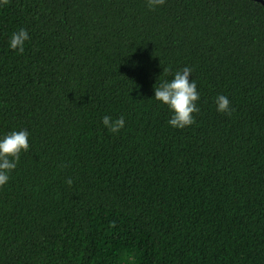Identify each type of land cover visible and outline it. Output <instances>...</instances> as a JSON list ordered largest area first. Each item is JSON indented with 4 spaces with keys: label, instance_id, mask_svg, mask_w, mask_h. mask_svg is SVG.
<instances>
[{
    "label": "trees",
    "instance_id": "16d2710c",
    "mask_svg": "<svg viewBox=\"0 0 264 264\" xmlns=\"http://www.w3.org/2000/svg\"><path fill=\"white\" fill-rule=\"evenodd\" d=\"M19 28L22 54L7 47ZM183 67L199 111L176 129L153 95ZM20 129L0 264H264L260 1L6 0L0 134Z\"/></svg>",
    "mask_w": 264,
    "mask_h": 264
},
{
    "label": "clouds",
    "instance_id": "9594fccd",
    "mask_svg": "<svg viewBox=\"0 0 264 264\" xmlns=\"http://www.w3.org/2000/svg\"><path fill=\"white\" fill-rule=\"evenodd\" d=\"M163 2L164 0H146V5L152 9ZM4 3L6 0H0V4ZM28 40V31L19 28L11 33L7 40V47L17 54H22ZM165 71L168 70L165 69ZM191 72L192 69L189 67L176 70L170 80H162L154 88V99L167 107L171 114L167 123L176 129L193 124V113L199 111L196 102L200 97L196 91V82L190 79ZM214 103L217 113L229 114L231 112L227 96L217 94ZM101 123L108 132L116 134L124 127L125 120L123 116L113 119L109 115H104ZM28 136L29 132L25 129L0 134V186L8 183L10 174L17 167L21 152L28 150ZM66 183L70 185L72 180L68 179Z\"/></svg>",
    "mask_w": 264,
    "mask_h": 264
},
{
    "label": "water",
    "instance_id": "95a60500",
    "mask_svg": "<svg viewBox=\"0 0 264 264\" xmlns=\"http://www.w3.org/2000/svg\"><path fill=\"white\" fill-rule=\"evenodd\" d=\"M257 1H260L264 5V0H257Z\"/></svg>",
    "mask_w": 264,
    "mask_h": 264
}]
</instances>
